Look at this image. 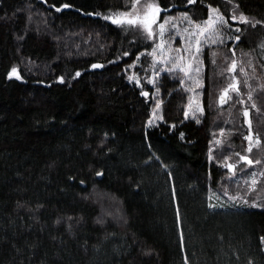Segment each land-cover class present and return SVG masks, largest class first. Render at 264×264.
Listing matches in <instances>:
<instances>
[{
    "label": "trees",
    "instance_id": "trees-1",
    "mask_svg": "<svg viewBox=\"0 0 264 264\" xmlns=\"http://www.w3.org/2000/svg\"><path fill=\"white\" fill-rule=\"evenodd\" d=\"M157 2L158 22L201 23L209 5L228 19L194 64L201 87L162 70L156 35L106 19L132 0H0V264H264V0ZM232 75L240 93L220 104ZM244 107L262 141L250 153Z\"/></svg>",
    "mask_w": 264,
    "mask_h": 264
},
{
    "label": "snow or ice",
    "instance_id": "snow-or-ice-1",
    "mask_svg": "<svg viewBox=\"0 0 264 264\" xmlns=\"http://www.w3.org/2000/svg\"><path fill=\"white\" fill-rule=\"evenodd\" d=\"M195 2V0H187L188 4H193ZM140 3V0H132L131 3V11H126V12H120L117 15H109L106 17V19L112 21L113 23L117 24V25H128V26H140L143 28V30L146 32L148 39H153L156 35V33H154L153 31V25H155L158 21V19L160 18V13L163 11V9L161 8V6L159 5V3L157 2V0H149V2L143 4L142 7L138 8L137 5ZM63 8H68L69 5L68 4H63L62 5ZM57 10H60L59 8ZM209 10H210V14L207 17V19L203 22V25H201L200 23H197L196 21H192L189 19V24L194 28V31L189 33V35L195 40V47L194 50L193 49H187L190 51V57H189V67H191V61L193 59L198 61V57L199 54L201 52V47H202V41L200 39V37H204L210 44H216V43H223V40L220 38L219 35V29L222 27H226L228 26V19H226L222 14L219 13L218 9H212L211 5H209ZM212 13H215V18H213ZM181 16L184 18H188V13L187 12H182ZM231 20H241L244 23H249L248 21V17H246L243 13H240L239 16L233 14L231 17ZM175 18L173 17H167L164 19V21L162 23L159 24V36H160V43L157 45L158 48H160L161 50H163L164 48V44L165 41L163 39L164 34H165V26L169 23L170 20H173ZM173 28H176V24H172ZM184 31L186 33H188V29L185 28ZM237 32H239V28L236 29ZM215 37V38H213ZM229 39H234L235 41L239 42L241 40V36L240 35H235L234 37H229ZM262 48H264V43H262L260 45ZM155 49H153V55H155ZM230 51L233 52L234 55V50L230 49ZM125 56L129 55L128 52L124 53ZM142 55V53H141ZM212 56H215V53H211ZM161 60H163L165 63L168 60H172L175 61L177 59L183 60V57H161ZM212 63H215V61L213 60ZM135 65H132L130 67H134ZM176 64H173V67H176ZM92 68H97V67H102V65L99 64H92L91 65ZM238 67V61L235 58L231 59V63L230 65L227 67L226 71L228 73H235ZM167 71H172L171 68L166 69ZM188 69L186 68L185 71H187ZM195 72L197 73V75H199L200 72V68L196 67ZM239 71L241 73L244 74L245 79H247L248 77V73L245 71V69L243 67H240ZM9 78L15 77L17 79H22V77L20 76L19 70L16 67H12L10 69V71L7 73ZM81 75V73L79 71H76L75 76L79 77ZM159 75V72H153V76L148 77V83L149 84H154L155 80H154V76ZM59 79L61 81H63V77H59ZM129 80H133L135 81L137 84H140V80L135 76H129L128 77ZM231 83H229L227 85V87H225L222 92L219 95V103L220 104H225L227 102L228 99H231L229 92L230 90L232 92H235L237 94L240 93V80L237 78V76L232 75L231 76ZM197 87H201L202 86V82L200 80H196L195 81ZM261 87H264V85H261ZM157 91H159V89H157ZM143 96L148 97L149 96V92L148 91H143L141 93ZM247 97L249 100L252 99V92L249 91L247 93ZM240 103L243 104L245 103V101L243 99L240 100ZM189 107L193 108V116H195V114L197 112L202 113L204 111V108L202 106V103L200 100H196L195 102H193L192 99L189 100ZM156 108H160V103L158 102L156 104ZM252 108H256V104L255 102H253L252 104ZM258 110V109H257ZM188 112L185 111L184 115L185 117L188 116ZM153 115L155 116V112H153ZM243 116L245 118V122L247 124V127L249 129L248 135H246L244 137V139L248 142V146H247V151L250 153L253 150V144H255L256 146H259L262 141L259 137V135H254L251 131L252 128V121L249 118L250 117V110L248 107H244L243 109ZM158 119H163V117H158ZM148 124H154V121L152 119H149ZM220 133L221 135H223L224 133V129L221 128L220 129ZM182 135V134H181ZM150 147V145H149ZM152 157H149V160H151ZM157 160H159V157H156ZM241 161H246V163L248 165H253L258 164L259 161H254L253 159H251L248 155H243L240 156L239 158ZM228 160V157H225V161ZM224 168L228 169V170H232L234 171L236 168V165L233 163H228L225 162L223 164ZM165 168L167 166H164ZM97 175H102V173H97ZM169 175H171L169 173ZM261 175H264V173H261ZM81 183H83L81 181ZM253 184L256 183L255 179H253L252 181ZM225 196H228L227 191H224L223 193ZM230 200H234L236 199V197H230ZM210 208H215L216 205H209ZM177 211V217L179 219V207L177 205L176 208ZM57 223H59V221H57ZM183 233L181 232V237H182ZM262 240H264V237L261 238ZM185 259H187V257H185ZM249 264H251V262H249Z\"/></svg>",
    "mask_w": 264,
    "mask_h": 264
},
{
    "label": "rangeland",
    "instance_id": "rangeland-1",
    "mask_svg": "<svg viewBox=\"0 0 264 264\" xmlns=\"http://www.w3.org/2000/svg\"><path fill=\"white\" fill-rule=\"evenodd\" d=\"M147 2H149V1L140 0V3L137 5V7L140 8V7L143 6V4H145ZM131 10H132L131 8L128 9V10H113V11L109 12L107 14V16H109V15H114L115 16V15H117L120 12H126V11H131ZM159 19H158V21H159ZM158 21H157V23L155 25H153V31H154V33H156V37H157V42H156V44L154 46V49L156 50L155 51V61H156V63L157 64H160V63L162 64V70L163 69L166 70L168 68L180 69L184 73H186V76L191 77L192 81L195 82L196 80H199V77H198L197 73L194 70L197 67L196 65H194V64H197V60L193 59L191 61V67H189L190 51L187 50V49H193L194 50V47H195V40L189 35V33L194 31V28L189 23L188 24H184L185 25V26L183 25L184 27L183 26L180 27L179 24L173 23V24H176V28H173V27H171L172 23H171V20H170L169 23L165 26V34H164V37H163V39L165 41V44H164L163 50H161L160 48L157 47V45L160 43L159 24L162 23L164 20L160 21V22H158ZM204 21H202L200 24L203 25ZM124 26H128V25H124ZM170 28L172 30H174L175 32L180 33V35H176L175 37L178 38L181 35L183 36L184 39H183V41H182V39L180 40V44H177L173 39H170L171 41L167 40V30H169ZM185 28H187L189 30L188 33H186L184 31ZM185 33H186V35H185ZM200 39L202 41V46H203V44H206V43L208 44L209 43L204 37H200ZM180 56L183 57V60H180V59H177L175 61L168 60L165 63L163 60L160 59L161 57H180ZM198 61L200 62V58L199 57H198ZM173 64H176L177 66L173 67ZM186 68L188 69L187 71H185ZM138 79L140 80V84H141V79L140 78H138ZM195 98H196V90L193 91V97H192L193 102H195L196 100H199V99H195ZM218 101H219V97H218ZM153 112H155V116L154 115L152 116V120L154 121V124H151V125L149 124L150 127L158 125L159 121H160L158 119L159 116H158V110H157L156 107H154ZM252 133H253V130H252ZM254 146H256V145L253 144V147ZM212 197L214 198L215 203L218 204V205H220V204L226 205L227 204V203H225V201L221 200L220 198H218L214 194L212 195Z\"/></svg>",
    "mask_w": 264,
    "mask_h": 264
},
{
    "label": "water",
    "instance_id": "water-1",
    "mask_svg": "<svg viewBox=\"0 0 264 264\" xmlns=\"http://www.w3.org/2000/svg\"><path fill=\"white\" fill-rule=\"evenodd\" d=\"M173 7H171V8H168L167 10L168 11H170L171 9H172ZM233 74H235V73H233ZM236 76V75H235ZM238 78V77H237ZM250 110V109H249ZM250 119H251V113H250V117H249ZM251 131H252V128H251Z\"/></svg>",
    "mask_w": 264,
    "mask_h": 264
}]
</instances>
